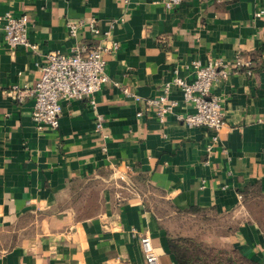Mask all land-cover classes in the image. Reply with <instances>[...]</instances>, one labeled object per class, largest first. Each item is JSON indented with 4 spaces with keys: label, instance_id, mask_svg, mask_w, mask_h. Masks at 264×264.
Returning <instances> with one entry per match:
<instances>
[{
    "label": "crops",
    "instance_id": "crops-1",
    "mask_svg": "<svg viewBox=\"0 0 264 264\" xmlns=\"http://www.w3.org/2000/svg\"><path fill=\"white\" fill-rule=\"evenodd\" d=\"M262 9L264 0H183L172 10L162 0H0V264H145L144 234L158 264H178L167 222L196 217L190 207L235 222L231 234L217 226L206 238L264 264V226L246 203L252 187L264 194ZM6 12L27 14L34 49L8 48ZM81 18L118 42L108 81L94 104L61 100L58 127L38 129L33 97L7 92L33 88L49 52L94 43L87 27L69 36L66 22ZM217 58L251 60L211 88L222 127L179 122L175 113L191 108L176 87L178 107L159 122L145 99L174 76L191 82L192 61Z\"/></svg>",
    "mask_w": 264,
    "mask_h": 264
},
{
    "label": "built area",
    "instance_id": "built-area-1",
    "mask_svg": "<svg viewBox=\"0 0 264 264\" xmlns=\"http://www.w3.org/2000/svg\"><path fill=\"white\" fill-rule=\"evenodd\" d=\"M183 0H162L167 10H172ZM264 14V9L260 10ZM5 44L10 49L24 47L34 49L28 39L29 18L27 14L13 15L6 12L1 17ZM87 27L92 39L91 44L82 43L72 48L70 53L58 51L49 52L40 67L41 75L34 87L22 90L14 86L7 93L17 101H22L27 95L34 99L32 120L38 129L48 126L56 129L61 114V100L88 99L94 104L93 95L102 84L108 81L105 73L106 55L115 52L118 42L108 41L110 28L101 30L94 19L81 18L66 22L69 36L77 37L81 28ZM251 60L241 61L239 58L233 64H227L222 58L202 65L192 61L191 67L195 78L187 82L184 78L174 76L162 85L161 92L146 98V105L163 123L168 114L175 113L178 101L169 97L172 87L180 90L183 104L191 111L175 113L179 122L189 128H207L217 132L223 125V112L220 99L211 92L212 86L226 79L230 73L241 67H250ZM135 99H139L134 95ZM142 112L136 115L140 116ZM97 127H100L97 118ZM242 200V195H238ZM139 243L145 257V264H158V255L148 234L140 236Z\"/></svg>",
    "mask_w": 264,
    "mask_h": 264
},
{
    "label": "rangeland",
    "instance_id": "rangeland-1",
    "mask_svg": "<svg viewBox=\"0 0 264 264\" xmlns=\"http://www.w3.org/2000/svg\"><path fill=\"white\" fill-rule=\"evenodd\" d=\"M247 201L246 203H249L251 208V219L257 223L261 222L260 224L264 226V195H254L252 198H250V201ZM217 226L223 228V230L219 228V233H222L226 228L235 226V222L230 223L229 220H227V216L216 218L214 216H209L208 214L206 215L205 213H198V215L193 218H180L171 222H167V227L170 228L172 234L174 233L173 236L175 235L180 238L194 239V246L199 245L205 251V253H208V257H206L209 262L217 264L219 262V258H222L223 262L225 261L228 263L229 257L232 258L231 260H233L232 262L235 264H245L242 263V261H240L234 254H232L230 249L231 245L226 242H216V240L209 241L206 238L208 234H213L212 231L216 232ZM212 228L213 230L211 231ZM213 236L216 235L213 234Z\"/></svg>",
    "mask_w": 264,
    "mask_h": 264
},
{
    "label": "trees",
    "instance_id": "trees-1",
    "mask_svg": "<svg viewBox=\"0 0 264 264\" xmlns=\"http://www.w3.org/2000/svg\"><path fill=\"white\" fill-rule=\"evenodd\" d=\"M250 191L252 192L253 195H258V196L264 195V194L260 193L258 190H256L254 187H252V189H250ZM247 192H249V190L246 191V193ZM185 212L200 213L202 211L196 207H190V208L186 209ZM260 223L261 222H258V224H260ZM260 226L263 227V225H261V224H260ZM235 230H236V227L232 226L230 228L229 227L226 228L224 232H225V234H231V232H234ZM194 243H195V241L192 238H180V237L175 236V235L173 236V234H170L168 236V245L170 247V250L174 254L175 258L177 259L178 264H213V262H209L207 259L208 253L207 252L205 253V251L199 245L194 246ZM230 249L232 251V254H234L240 261H242V263L257 264L255 262L249 260L248 258L244 257L243 255H241L232 246ZM231 259L232 258L228 257V263L225 261H224L225 262L224 263L223 259L219 258V262L217 264H235L234 262H232L233 260H231Z\"/></svg>",
    "mask_w": 264,
    "mask_h": 264
}]
</instances>
